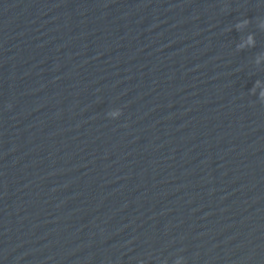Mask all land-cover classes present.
<instances>
[{"label": "water", "instance_id": "95a60500", "mask_svg": "<svg viewBox=\"0 0 264 264\" xmlns=\"http://www.w3.org/2000/svg\"><path fill=\"white\" fill-rule=\"evenodd\" d=\"M261 93L264 0H0V264H264Z\"/></svg>", "mask_w": 264, "mask_h": 264}, {"label": "clouds", "instance_id": "9594fccd", "mask_svg": "<svg viewBox=\"0 0 264 264\" xmlns=\"http://www.w3.org/2000/svg\"><path fill=\"white\" fill-rule=\"evenodd\" d=\"M248 23H249V20L245 19L242 23H238L237 24V28L242 27V26H244V25H246ZM247 43L249 45H252L254 43L253 38L251 36H249ZM259 83L260 82L257 81L256 84L253 85V88L255 89L259 85ZM261 95L264 96V93H261Z\"/></svg>", "mask_w": 264, "mask_h": 264}]
</instances>
